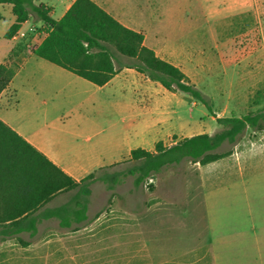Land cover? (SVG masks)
<instances>
[{"label": "rangeland", "instance_id": "1", "mask_svg": "<svg viewBox=\"0 0 264 264\" xmlns=\"http://www.w3.org/2000/svg\"><path fill=\"white\" fill-rule=\"evenodd\" d=\"M115 1L120 8L125 7L122 15L147 35L146 45L154 46L153 42H169L176 37L190 43L184 48L188 56L195 59V64L193 68L189 65L186 71L194 75L209 108L181 92H167L156 83L167 92V96L158 94L157 98L166 101L168 107L153 105L152 116L154 119L166 117V122L170 119L174 128V133L165 138V144L174 143L179 137L177 132L181 135L215 134L224 129L217 122L218 118L241 117L264 109V20L256 25L250 15L247 19H227L209 25L203 14L196 11L195 2L192 7L186 6L188 0H151V5L149 0H134L133 4L132 0ZM41 3L55 6V18L61 17V7L56 0H34V4ZM3 15L0 44L7 42L3 34L11 20V16ZM38 19L32 11L29 21L36 25L38 32L29 39L17 41L20 45L13 43L16 51L19 48L30 50L27 45L32 47L41 41ZM160 47L174 63L182 61V46L165 43ZM119 56L122 63L131 62L128 57ZM7 65L15 69L14 63ZM124 86L115 83L103 91L73 86L72 104L58 107L49 114L55 118V124L50 129L36 127L38 138L53 150L70 153L77 150L76 140L83 144L85 136L103 129V142L109 144L113 137L119 145L112 152H104L102 161L108 163L115 158L120 164L105 166L97 175L125 170L130 165L127 162L129 147L136 145L125 138L133 111L104 105L98 110L97 119L92 118L95 124L83 122L92 114V109L88 108L92 101L122 103L124 96L129 95L128 90L124 95ZM78 107L84 116L76 114ZM254 133L248 129L239 137L238 146L225 142L217 151H236L237 156L232 159L234 163H241L243 169L259 166V194H255L253 208L255 214L259 213V261L264 262V131L259 133L257 142H253ZM229 160L230 156L210 167L186 160L165 168L140 186H135L133 177L113 189L96 181L91 185L88 222L71 231L60 227L56 219L43 221L35 236L19 235L30 242L26 247L16 237L0 238V264H213L209 246L204 241L207 219L200 205L199 190L192 188V182L200 175L222 181L224 178L218 179V175L231 168L233 164ZM74 194V191L59 193L49 205L68 202Z\"/></svg>", "mask_w": 264, "mask_h": 264}, {"label": "trees", "instance_id": "2", "mask_svg": "<svg viewBox=\"0 0 264 264\" xmlns=\"http://www.w3.org/2000/svg\"><path fill=\"white\" fill-rule=\"evenodd\" d=\"M0 4H11L16 17L4 35L8 40L30 19L32 11L44 23L47 35L35 49V54L44 60L99 87L106 85L121 68H133L167 91L186 94L209 108L205 96L178 66L145 45L142 32L124 26L92 0H75L59 20L52 17V7L36 5L34 0H0ZM119 55L131 62L122 63ZM15 71L12 66L0 64V95ZM217 122L224 129L214 135L200 133L176 138L172 145L159 141L153 150L133 149L125 170L101 176L93 172L77 181L0 118V238L16 237L26 247L30 242L19 235L29 233L33 237L39 225L51 219L58 220L62 228L78 230L88 220L91 185L96 181L113 189L133 177L135 186H140L165 168L186 160L205 166L224 159L232 154L231 150L217 151L225 142L236 145L248 129L255 132L252 137L264 131V109L241 117L218 118ZM149 187L153 189L152 185ZM73 190L78 194L71 202L46 207L59 193Z\"/></svg>", "mask_w": 264, "mask_h": 264}, {"label": "crops", "instance_id": "3", "mask_svg": "<svg viewBox=\"0 0 264 264\" xmlns=\"http://www.w3.org/2000/svg\"><path fill=\"white\" fill-rule=\"evenodd\" d=\"M74 1L56 0L61 7V17ZM92 1L110 13L124 26L142 32L145 36L144 43L146 45L147 35L144 31L137 29L122 15L125 12V7L123 9L120 8L118 2L116 3L115 0ZM133 2L134 0L131 1L132 4ZM193 2L196 4V11L203 14L204 20L209 25H215L227 19H247L250 15L255 20L256 25L261 20H264V0H188L186 6H194ZM151 3V0H149L150 5ZM41 4L53 8L51 15L54 19L59 20L61 18H55L57 10L55 6L49 3ZM153 4L157 5L158 3L153 2ZM0 9L2 12H0V18H5L4 13L7 16H11L10 25L3 34L5 35L15 22L16 17L12 12L11 4H0ZM39 22L38 27H41L40 36L42 38L38 44L32 47L27 45L31 48L30 50L19 48V51H16L13 45L16 42H13V39H6V43L0 44V64L14 63L16 68L11 83L0 95V118L46 155L55 165L73 179L79 181L105 166H111L120 161L115 158L107 161L108 163L102 161L104 152H112L114 151V147L119 145V141L115 143L113 137L109 144H105L102 140L103 129H100L99 133L85 136L82 141L83 144L76 140L77 150H71L70 153L53 150L38 138L36 127L41 126L45 129H50L55 124V118L49 114L58 107L72 104V89L76 85L93 87L94 91H103L110 86H114L115 83L125 85L123 93L126 95L125 92L128 90L129 95H127L128 97L124 96L122 103L92 101L88 104V108L92 109V114H89L90 116L87 117L86 121H82L92 124V118L97 119L98 110L103 108L104 105L127 107L129 110H132L133 113L129 117V130L125 138L131 141V143L136 142V145L129 147L128 158L133 149L143 148L153 150L157 142H164L165 138L174 133L170 119L166 122V117L165 119L159 117L154 119L152 116L153 105L166 106L168 104L166 101L158 99L157 95L159 94L161 95L160 97H164L168 95L167 92L169 91L164 88L167 91L165 92L159 88L156 82L149 80L135 69L126 67L118 70L117 74L106 85L99 87L62 67L38 57L35 54V49L46 37V35L41 34L45 31V25L41 20ZM32 26L33 23L28 20L22 25L21 29L29 31ZM33 35V33L29 32L27 38L29 39ZM26 43L27 41L24 44L26 45ZM165 43L182 46V61L180 63L171 61L165 52L161 50L160 46ZM20 44L16 43V46ZM152 44L154 46H146L153 49L160 58L178 66L196 85L194 75H190L186 71L189 65H192L191 67L193 68L195 64V59L188 56V50L184 48L185 45L190 44L187 40L183 39V37H176L169 42L159 41ZM80 79L88 81L92 86ZM76 114L85 115L79 107ZM93 123L95 124V122ZM177 134L179 135L177 140L193 136L181 135L178 132ZM252 139L253 142H257L259 133H256V137H252ZM238 145L237 143L236 146ZM232 156H237V152L235 151V153L230 155L229 162L231 161L230 163L233 164L231 168L225 170L223 174L218 175V179L220 177L224 178L222 181L216 182L213 180V177L207 178L200 175L198 179L192 182V188L197 191L199 190V195L201 196L200 205H202L207 219L208 228L204 241L209 246L213 264H264L263 261H259V213L256 212L255 214L253 208L255 194L257 192L259 194V166L251 165L243 169L241 163H234ZM219 161L205 166L210 167ZM73 191L75 194L68 202L50 206L49 204L54 198L46 207L56 208L71 202L78 194L77 190Z\"/></svg>", "mask_w": 264, "mask_h": 264}, {"label": "built area", "instance_id": "4", "mask_svg": "<svg viewBox=\"0 0 264 264\" xmlns=\"http://www.w3.org/2000/svg\"><path fill=\"white\" fill-rule=\"evenodd\" d=\"M29 32H30V33H33V34H36V32H38V28L32 26V27L29 29V31H26V30H23V29L20 28V30H19V31L13 36L12 39H13L15 42H17V41H19V42L21 41V42H22V40H24L25 38L28 37ZM39 34H40V33H39ZM41 34L44 35V36L47 35L45 31L42 32ZM19 42H18V43H19Z\"/></svg>", "mask_w": 264, "mask_h": 264}]
</instances>
